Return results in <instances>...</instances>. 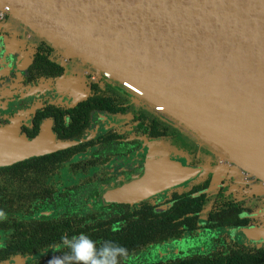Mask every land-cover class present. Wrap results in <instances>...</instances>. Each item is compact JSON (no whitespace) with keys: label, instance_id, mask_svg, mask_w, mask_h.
I'll use <instances>...</instances> for the list:
<instances>
[{"label":"flooded vegetation","instance_id":"obj_1","mask_svg":"<svg viewBox=\"0 0 264 264\" xmlns=\"http://www.w3.org/2000/svg\"><path fill=\"white\" fill-rule=\"evenodd\" d=\"M0 128L29 142L50 140L46 152L0 166V263L48 264L67 252L61 237L83 233L97 246L122 245V264H264V244L236 236L264 226L259 179L232 173L218 148L4 6ZM155 153L205 171L130 202L104 198L139 177Z\"/></svg>","mask_w":264,"mask_h":264},{"label":"water","instance_id":"obj_2","mask_svg":"<svg viewBox=\"0 0 264 264\" xmlns=\"http://www.w3.org/2000/svg\"><path fill=\"white\" fill-rule=\"evenodd\" d=\"M0 6L218 148L232 173L235 165L259 179L264 192V0H0ZM47 137L29 142L0 128V166L46 152ZM204 171L155 153L139 177L104 198L130 202ZM236 236L264 244V226Z\"/></svg>","mask_w":264,"mask_h":264},{"label":"clouds","instance_id":"obj_3","mask_svg":"<svg viewBox=\"0 0 264 264\" xmlns=\"http://www.w3.org/2000/svg\"><path fill=\"white\" fill-rule=\"evenodd\" d=\"M61 242L67 252L59 257L54 256L48 264H122L127 255L122 245L105 240L97 246L95 241L83 233L71 238L61 237Z\"/></svg>","mask_w":264,"mask_h":264},{"label":"rangeland","instance_id":"obj_4","mask_svg":"<svg viewBox=\"0 0 264 264\" xmlns=\"http://www.w3.org/2000/svg\"><path fill=\"white\" fill-rule=\"evenodd\" d=\"M220 169H224V168H221L220 167ZM232 169L235 171V173H239V171H238V167H236L235 165L232 167ZM255 190H257V191H262V188L260 187V185L259 184H257V186H255V188H254ZM239 239V238H238ZM241 241V240H240ZM244 242V241H243Z\"/></svg>","mask_w":264,"mask_h":264},{"label":"trees","instance_id":"obj_5","mask_svg":"<svg viewBox=\"0 0 264 264\" xmlns=\"http://www.w3.org/2000/svg\"><path fill=\"white\" fill-rule=\"evenodd\" d=\"M45 40V39H44ZM49 43V42H48ZM151 105V104H150ZM152 106V105H151ZM152 107H154V106H152ZM193 134V133H192ZM195 136V135H194ZM199 139V138H198ZM200 140V139H199ZM195 189H197V188H195ZM188 198H190V197H188ZM190 205H192V204H190L189 203V205H188V208H189V206ZM193 205H195L196 207H198L199 205H201V202L199 203V201L198 202H195V203H193Z\"/></svg>","mask_w":264,"mask_h":264}]
</instances>
